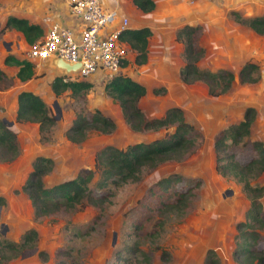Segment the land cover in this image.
<instances>
[{
  "label": "rangeland",
  "instance_id": "374dc122",
  "mask_svg": "<svg viewBox=\"0 0 264 264\" xmlns=\"http://www.w3.org/2000/svg\"><path fill=\"white\" fill-rule=\"evenodd\" d=\"M20 1L0 0V27L1 18ZM153 1L154 7L165 3L163 12L160 5L153 7L157 19L139 21L136 16L138 22L134 23L133 16L134 22H131L151 29L146 61L134 63L132 52L121 72L146 86L138 100L145 116H159L171 105L182 109L185 120L193 126L192 147L178 160L142 168L135 181H108L102 189L106 197L99 205H76L34 217L21 185L36 155L52 159L50 169L42 176L46 185L70 178L81 168H95L89 183L92 186L101 176V166L94 165L97 149L105 144L122 147L149 141L171 132L173 125L145 130L130 128L118 102L104 92L103 85L109 78L104 72L83 78L91 83L88 89L72 93L67 88L58 95L53 94L49 82L60 73L42 60H30L33 74L24 81H16L9 72H3L0 118L12 121L10 128L15 133L17 154L12 160L0 161V195L4 198L0 205V240L20 242L28 228L35 229L37 234L33 246L1 264H57L59 261L64 264H203L207 248L215 251L219 264H239L233 257L238 240L236 226L247 220L249 199L241 182L216 170L213 142L221 129L239 121L245 108L251 106L254 118L245 139L246 142L260 140L264 145V32H254L234 20L230 13L236 10L247 17L264 14V0ZM162 13L166 15L161 17ZM184 24L198 26L195 40L204 48V55L197 61L200 68L234 72V79L225 91L211 95L201 80L190 83L180 80L183 43L175 38V32ZM6 29L0 32V59L6 54L26 58L28 43L22 34ZM246 60L255 61L259 66V76L254 82H240L236 76ZM19 88L37 93L55 116L54 124L46 133L47 139L40 138L36 122L9 117L12 98ZM95 108L114 121L111 131L90 129L82 141L68 140L64 130L75 113L88 114ZM231 150L240 160L253 156L248 143ZM170 173L180 176L174 188H190L192 192L182 212H160L158 193L155 189L154 193L150 192L159 177ZM248 179L251 184L263 186L259 201L264 213V171L250 174ZM258 230L261 238L258 245H261L264 227ZM39 251L46 252L45 259Z\"/></svg>",
  "mask_w": 264,
  "mask_h": 264
},
{
  "label": "trees",
  "instance_id": "16d2710c",
  "mask_svg": "<svg viewBox=\"0 0 264 264\" xmlns=\"http://www.w3.org/2000/svg\"><path fill=\"white\" fill-rule=\"evenodd\" d=\"M143 12L154 7L153 0H131ZM233 19L247 25L256 33L264 32V15L242 16L238 11L232 10ZM6 28L19 31L26 43L30 44L43 34L42 27L26 18L7 15L0 32ZM197 25L184 24L177 28L175 38L182 41L183 64L178 75L182 82L190 83L201 80L207 85L208 93L215 95L225 91L234 79V72L229 69L219 68L210 70L200 68L197 61L204 55V48L197 44L195 34ZM151 34L148 26L126 28L121 31L119 38L125 41L134 52L133 62L142 64L146 61L147 38ZM5 64L18 66L16 77L20 81L30 78L33 74V62L26 58H18L13 54L3 57ZM121 60V66L125 64ZM259 66L255 61H244L236 72L240 82H254L258 79ZM3 71L0 69V79ZM54 95L60 94L65 89L72 93L86 90L91 83L84 79L63 80L60 74L55 75L49 82ZM104 92L115 99L128 126L134 130L158 129L173 125V130L160 137L149 141H136L118 147L105 144L95 151L94 165L101 166L100 178L91 186L90 180L95 171L91 168H81L77 173L51 185H46L42 176L50 169L52 159L48 156L36 155L31 162L21 190L24 191L31 203L33 216L40 217L54 213L60 208H69L84 204H101L106 195L102 189L108 181H135L139 178L142 168H153L166 160L180 159L193 145V126L184 118L179 106H168L161 115L147 117L138 105V100L144 95L146 88L139 81L121 71L110 76L103 85ZM254 118V109L245 108L242 118L231 122L221 129L215 136L213 147L216 154V170L222 175H231L242 183V189L249 199L246 210L247 220L237 223L238 240L233 249V257L239 264H264V241L261 245L258 229L264 227L259 197L263 186L251 184L248 177L264 171V145L260 140H247L249 125ZM16 121L36 122L41 139H47V131L55 122L45 101L35 92L21 89L16 94ZM114 127V121L100 109L95 108L88 114L76 112L64 130L65 137L72 142H80L90 129L100 132H109ZM249 144L253 156L245 160L236 158L231 148ZM17 154V144L14 131L0 118V161L12 160ZM180 176L175 173L159 177L153 184L158 193V207L160 212H182L188 204L191 195L190 188L176 189L175 184ZM165 195V197H163ZM162 196V197H161ZM4 203L0 195V205ZM36 230L26 229L21 235V241L16 242L7 238L0 240V264L15 257L22 249L33 246ZM263 245V246H262ZM42 259L46 252L39 251ZM57 264H64L59 261ZM203 264H219V258L212 248H207Z\"/></svg>",
  "mask_w": 264,
  "mask_h": 264
},
{
  "label": "built area",
  "instance_id": "2783aa9c",
  "mask_svg": "<svg viewBox=\"0 0 264 264\" xmlns=\"http://www.w3.org/2000/svg\"><path fill=\"white\" fill-rule=\"evenodd\" d=\"M68 10L78 19V26L44 17L47 26L39 38L28 44L26 59L41 60L50 54L79 62L76 70L60 73L63 80L83 79L96 72L110 77L120 72L126 53L119 35L128 28V17L119 15L115 8L105 9L102 0H68Z\"/></svg>",
  "mask_w": 264,
  "mask_h": 264
},
{
  "label": "crops",
  "instance_id": "0c3cea01",
  "mask_svg": "<svg viewBox=\"0 0 264 264\" xmlns=\"http://www.w3.org/2000/svg\"><path fill=\"white\" fill-rule=\"evenodd\" d=\"M158 1H162V0H158ZM102 5L105 9L115 8L119 15L127 16L128 20H129L128 28L147 26V25H135V24L131 23V22H134L133 16L135 17L134 23L138 22L137 17L139 18V21H140V19H143V21H145V20H147V18H150V19H157L158 18V16H155V14H156L155 9H153V10L151 9L150 11L143 12L139 8H137L132 3L131 0H102ZM157 5H160V4H155L154 8H157ZM161 5H163V6H161ZM161 5H160V7H161L160 9H162L161 11L163 12V9L165 7V3H161ZM10 14L15 15L17 17L26 18L29 22H34V23L39 24L42 27L43 31L47 26V22H45L43 20L44 17H46V16L50 17L51 20L56 21L60 24L68 25V26H72V27H77L78 23H79L78 19L69 13L68 0H21L18 5L14 6L13 8H10V10L8 12H6L5 15L1 18L2 19V21H1L2 25H3L7 15H10ZM164 15H166V14L162 13L160 16L163 17ZM257 15H264V14H257ZM10 29L20 33L19 31L15 30L13 28H10ZM150 31H151V29H150ZM120 42L125 47V53H126L125 64H126L130 59V54L133 51L130 49L129 45L125 41L120 40ZM125 64L121 67V71H123L125 69V67L127 66ZM0 69L4 73L9 72L11 76L12 75L14 76L13 79L20 82V80L15 75L16 71L18 69V66L14 65V64H5L3 62V57H1V59H0ZM140 83H142V82H140ZM145 88H146V86H145ZM21 89H25V88L17 89L15 94H14V97L12 98V100H13L12 107H11L12 111H11V114H9L10 118H12L11 117L12 115L13 116L15 115L16 94Z\"/></svg>",
  "mask_w": 264,
  "mask_h": 264
},
{
  "label": "water",
  "instance_id": "95a60500",
  "mask_svg": "<svg viewBox=\"0 0 264 264\" xmlns=\"http://www.w3.org/2000/svg\"><path fill=\"white\" fill-rule=\"evenodd\" d=\"M41 60L47 66L56 68L61 74H67L70 71H74L79 66V62H68L59 56L50 54L42 57ZM2 121L8 126H10L12 123L11 120H6L5 118H2Z\"/></svg>",
  "mask_w": 264,
  "mask_h": 264
}]
</instances>
